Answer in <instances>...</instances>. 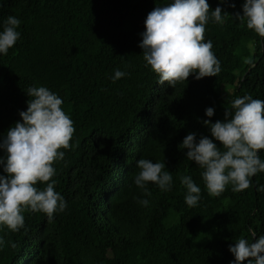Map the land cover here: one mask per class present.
Masks as SVG:
<instances>
[{
	"label": "trees",
	"instance_id": "1",
	"mask_svg": "<svg viewBox=\"0 0 264 264\" xmlns=\"http://www.w3.org/2000/svg\"><path fill=\"white\" fill-rule=\"evenodd\" d=\"M243 2L208 0L210 11L227 12L205 29L221 72L173 88L157 83L138 46L147 14L171 0H0V24L9 15L21 21L20 39L0 55V138L21 120L30 87L61 97L75 129L53 164L67 208L51 221L25 209L24 227L0 226V264H230V244L264 235V172L241 192L229 185L212 197L203 170L178 148L190 132L211 138L202 121L223 120L235 99L264 101V37L234 18ZM116 70L127 75L113 82ZM142 158L165 163L170 191L149 183V197L133 183ZM184 175L201 188L197 207L186 205Z\"/></svg>",
	"mask_w": 264,
	"mask_h": 264
},
{
	"label": "clouds",
	"instance_id": "2",
	"mask_svg": "<svg viewBox=\"0 0 264 264\" xmlns=\"http://www.w3.org/2000/svg\"><path fill=\"white\" fill-rule=\"evenodd\" d=\"M226 0H220V5ZM235 8L234 3L229 5ZM241 12L235 19L264 37V0H244ZM226 11L217 6L210 11L208 0H171L163 7H155L144 21L145 30L139 47L146 66H150L159 79L157 83L173 87L187 81L189 76L199 80L216 77L221 64L212 51L211 40L205 41V29L209 21L222 25ZM21 21L9 15L0 24V55H7L21 37L18 29ZM116 70L112 81L126 76ZM27 109L20 111V121L0 138V226L15 232L24 227L25 209L43 212L51 221L54 214L67 208L64 197L54 190L56 174L54 162L63 160L64 151L70 148L75 131L73 121L62 110L63 100L44 86L30 87ZM232 111L225 109L224 119L202 121L211 138L197 133H188L178 148L187 149L185 156L202 169V179L209 196L219 197L231 185L233 192H241L251 186V178L264 172V160L259 152L264 150V101L250 95L237 98L231 103ZM214 107L205 109V116L213 117ZM218 141L220 146L218 147ZM221 148L223 150H221ZM139 172L133 183L145 196H151L147 185L157 186L162 192L172 189L173 176L165 171V163L150 159L136 161ZM46 183L39 190L37 183ZM186 189L185 202L189 208L198 206L201 188L191 176L180 177ZM143 207L148 199H137ZM254 242L245 238L229 245L234 256L230 264H264V235ZM4 242L0 239V245ZM14 246V245H13Z\"/></svg>",
	"mask_w": 264,
	"mask_h": 264
}]
</instances>
